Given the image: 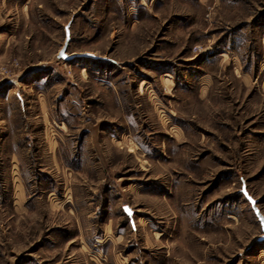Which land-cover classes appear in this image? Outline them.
Listing matches in <instances>:
<instances>
[{
	"label": "rangeland",
	"instance_id": "374dc122",
	"mask_svg": "<svg viewBox=\"0 0 264 264\" xmlns=\"http://www.w3.org/2000/svg\"><path fill=\"white\" fill-rule=\"evenodd\" d=\"M242 187L264 0H0V264H264Z\"/></svg>",
	"mask_w": 264,
	"mask_h": 264
},
{
	"label": "water",
	"instance_id": "95a60500",
	"mask_svg": "<svg viewBox=\"0 0 264 264\" xmlns=\"http://www.w3.org/2000/svg\"><path fill=\"white\" fill-rule=\"evenodd\" d=\"M70 42V32H69V25L65 27V40L62 48L57 54V59L62 60L64 62H70L74 59H79V58H87L91 60H99V57H96L92 54L89 53H79V54H67V49L68 45ZM241 194L243 195L244 199L247 201V203L250 205V208L257 219L259 226H260V231H261V236L258 238L259 242H264V217L260 213V211L257 208V201L253 199L248 193L246 192L245 188L242 187L241 189ZM124 213L126 214L127 217L132 216V211L128 207L123 208Z\"/></svg>",
	"mask_w": 264,
	"mask_h": 264
}]
</instances>
